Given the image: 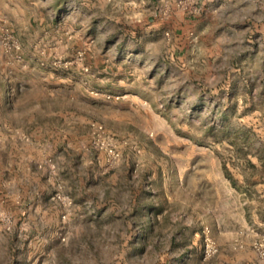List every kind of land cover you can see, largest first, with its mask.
<instances>
[{
	"label": "rangeland",
	"instance_id": "rangeland-1",
	"mask_svg": "<svg viewBox=\"0 0 264 264\" xmlns=\"http://www.w3.org/2000/svg\"><path fill=\"white\" fill-rule=\"evenodd\" d=\"M154 2L0 0V264H264V0Z\"/></svg>",
	"mask_w": 264,
	"mask_h": 264
},
{
	"label": "crops",
	"instance_id": "crops-1",
	"mask_svg": "<svg viewBox=\"0 0 264 264\" xmlns=\"http://www.w3.org/2000/svg\"><path fill=\"white\" fill-rule=\"evenodd\" d=\"M155 2L157 4H160L158 0H155ZM198 7H199V11L195 15H189L186 13H182L180 11L175 10L172 7H169V8L167 7L166 9H157L154 12V20L152 24L149 26V28L152 31V33L157 36V38L167 41V44H168L170 43L172 39L170 37H169L170 39L169 38L164 39L163 37L164 34L166 35L169 33V35L173 37L175 36L180 37L183 34L184 29L189 27L191 23L199 22L203 18L205 19L209 18L214 23H217L218 26H216V29L220 31H224L226 24L232 23L234 20L233 9L232 7H230V4H228V6L223 9H216V8H213L214 6H212L211 8H209L208 11H206L203 14L201 13V6L198 5ZM165 10H166V15L163 16V14L165 13ZM165 17L166 19H163ZM213 27H214L213 23L210 25L206 24V30H210V29L212 30ZM177 29H181L180 34L175 33ZM190 32H192L195 35L199 33L198 29H194L193 31H190ZM190 32L187 33L185 36L187 37V35L190 34ZM230 42H235V41L233 40L227 41V37L225 36V34L217 38V42H216L218 46L217 61L221 63L222 70L225 69L226 62L231 59V55L236 50V47H234L233 49V45ZM235 45L236 44H234V46Z\"/></svg>",
	"mask_w": 264,
	"mask_h": 264
},
{
	"label": "built area",
	"instance_id": "built-area-1",
	"mask_svg": "<svg viewBox=\"0 0 264 264\" xmlns=\"http://www.w3.org/2000/svg\"><path fill=\"white\" fill-rule=\"evenodd\" d=\"M159 3L164 4L168 7H172L177 11L186 13L189 15H195L199 11L197 0H158ZM166 15V10L163 16ZM166 19V17H165ZM110 160L114 162L118 158V154L114 153L111 149L108 150ZM255 253L259 258L264 259V236L257 238L252 245ZM204 251L206 254L214 252L213 243L206 237L204 239Z\"/></svg>",
	"mask_w": 264,
	"mask_h": 264
}]
</instances>
